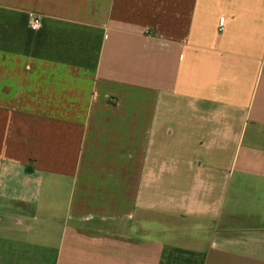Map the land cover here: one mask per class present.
Instances as JSON below:
<instances>
[{
    "label": "crops",
    "instance_id": "1",
    "mask_svg": "<svg viewBox=\"0 0 264 264\" xmlns=\"http://www.w3.org/2000/svg\"><path fill=\"white\" fill-rule=\"evenodd\" d=\"M0 264H264V0H0Z\"/></svg>",
    "mask_w": 264,
    "mask_h": 264
},
{
    "label": "built area",
    "instance_id": "2",
    "mask_svg": "<svg viewBox=\"0 0 264 264\" xmlns=\"http://www.w3.org/2000/svg\"><path fill=\"white\" fill-rule=\"evenodd\" d=\"M42 19L39 16L36 15H30V20H29V28L33 32H37L42 28Z\"/></svg>",
    "mask_w": 264,
    "mask_h": 264
}]
</instances>
